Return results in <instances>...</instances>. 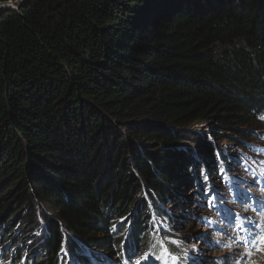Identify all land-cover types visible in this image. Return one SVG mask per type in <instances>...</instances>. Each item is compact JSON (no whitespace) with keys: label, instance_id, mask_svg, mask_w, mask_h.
I'll list each match as a JSON object with an SVG mask.
<instances>
[{"label":"trees","instance_id":"1","mask_svg":"<svg viewBox=\"0 0 264 264\" xmlns=\"http://www.w3.org/2000/svg\"><path fill=\"white\" fill-rule=\"evenodd\" d=\"M261 117L264 0H25L0 15V179L10 171L20 204L34 196L56 216L39 219L33 256L22 223L10 228L0 216V262L67 264L76 248L116 258L132 242L154 248L159 238L146 226L155 209L137 196L131 157L148 195L178 204L210 180L205 159L225 160L198 142L206 171H188L172 128L215 119V135L232 132L243 147L258 131L244 126ZM118 124L157 150L123 140Z\"/></svg>","mask_w":264,"mask_h":264},{"label":"rangeland","instance_id":"2","mask_svg":"<svg viewBox=\"0 0 264 264\" xmlns=\"http://www.w3.org/2000/svg\"><path fill=\"white\" fill-rule=\"evenodd\" d=\"M9 2L14 3L15 1L10 0ZM115 127L118 132L125 134L123 140H131V136L127 134L129 128H125L119 124L115 125ZM244 127L258 129V131H255L254 138L250 136L245 141L243 147H238L229 140V136H234L232 132L222 134L221 136L215 135L218 132V124L215 119H211V121L199 120L180 128H172L176 136L181 138L180 146L183 147L186 145L184 146L186 148H182L181 150L183 152L186 151L185 154L190 158V162L187 165L189 166L188 171H191V168L196 166V171L199 170L201 172V168L203 167V171L205 172V162L199 163V157L201 156H198L199 153L194 150L195 148H199L200 144L198 142L205 144L210 150L212 149L214 151L216 156H220L225 160L215 167L216 159L215 164L212 165L209 160L204 158L207 166H209L207 175L210 176L209 183L206 182L205 184L204 193L198 196L194 190H191L190 186L184 192L182 191V199L178 201V204H176L177 197H172V199L169 197L166 202L160 199L157 201L152 199L148 195L146 181L141 178L140 170L135 165L136 160L133 156L131 157V164L133 165L131 166L132 173L142 185L141 191L136 195L138 197L140 196V198L150 200L149 203H152L155 209L152 212V221L147 222L146 230L155 233L156 237H160V239H165L166 242L174 244V250L178 248L184 251L181 252V255L188 258V264H236L237 261L243 259H238V257L244 254L246 247L252 245H255L257 249L249 255V261L253 260V253H258L259 256L264 257V252L258 249L261 245L260 241H255L260 240L262 234L254 237L248 229H241L247 220L253 218L251 216L254 215V212L250 211L246 212L248 215L245 216L243 209L254 203L259 204V196H264V186L259 185L264 182V160H261L264 157V150L258 153L257 148L264 147V117L257 119L252 126L249 124ZM129 142L138 143L135 147H140L142 150H157L158 143L147 144L144 141L137 142L136 140ZM134 145L132 144V147ZM128 161L129 159H126L125 162ZM193 161L196 162V165H193ZM200 161L204 160L200 159ZM227 166H230L229 171H226ZM157 174L161 175L160 173ZM196 175L198 178L202 176L197 172ZM11 177L10 171H5L0 179V187H3L1 188L0 195V216L2 218L6 215V219L4 220L8 223L11 222L9 225L10 228H14L18 223H22L27 233L25 239L26 247L24 248L25 253L33 256L41 250L40 236H36V234H39L38 231H40L38 230L40 228L39 225H41L39 219L42 220L44 214L46 218L52 219L56 214L51 211L49 205L40 204L34 196L32 197L33 201H28L23 205L20 204L19 202L23 197L18 191V186L11 187V185L15 184L14 178L12 179ZM228 182H231L232 185H228ZM246 182L252 184L250 186L251 193L247 196L239 194V198L242 200H235L230 193L231 189L236 190L233 193H238L242 189L237 184ZM208 185L209 187L207 189ZM10 188L13 189L11 190ZM183 197H186V200ZM175 199L176 202H174ZM32 211H34L36 216L34 219L30 218ZM222 218H228L231 221L225 224ZM123 219L118 221L120 225H122ZM30 223H35V228L29 234L26 227ZM233 227H236V229H233ZM243 231L247 238L244 236ZM238 235L240 236L238 244L232 246L231 241H229V236H232L236 244L239 238ZM152 236L153 234L150 235V237ZM44 237L45 234L42 235V238ZM248 240H250V244L246 246ZM157 244L156 242L154 248ZM0 247L4 249L6 245ZM14 248H11L10 251ZM234 252L235 255L233 256ZM11 254L12 252H9V257H11ZM165 255L171 260L170 264H177V257L172 252L167 250ZM98 256L105 257L103 253H99ZM139 257L138 254L135 260L140 261L141 259ZM236 258L237 261H235ZM6 262L10 261H3L0 264H6ZM12 263L15 264V261H12ZM91 264L106 263L100 257H92ZM141 264L145 263L142 262ZM151 264H159V260L157 259Z\"/></svg>","mask_w":264,"mask_h":264},{"label":"bare ground","instance_id":"3","mask_svg":"<svg viewBox=\"0 0 264 264\" xmlns=\"http://www.w3.org/2000/svg\"><path fill=\"white\" fill-rule=\"evenodd\" d=\"M258 148V153H260V152H262V150H264V147H257ZM198 158V157H197ZM261 160H264V157H262L261 158ZM199 162L200 163H203L204 161H200V159H199ZM220 162H222V161H219V163ZM230 169L229 168H227L226 169V171H229ZM205 171H206V168H205ZM201 172H202V174H204L205 172L203 171V167H202V169H201ZM243 181H244V179H242ZM206 182L207 183H209V180H205V182H204V186H203V189L201 190V192L200 193H198L197 192V194L196 195H198V196H201V194H203L204 193V191H205V184H206ZM234 182V181H233ZM228 185H232V183L231 182H228ZM262 186H264V185H262ZM208 187H209V185L207 186V189H208ZM232 190V189H231ZM233 192H236V190H232V191H230V193H231V195L233 196ZM236 197L237 198H239V194H236ZM259 198H264V196H259ZM249 206H246L244 209H243V214L246 216V215H248L246 212H250L247 208H248ZM222 213V212H221ZM152 221V220H151ZM251 222V219H248L247 220V222H246V224L244 225V227H247L248 226V224ZM151 232V231H150ZM250 232V231H249ZM264 232V222H262V221H260V220H254V222L251 224V233L253 234V236L255 237L256 235H259V234H262ZM152 233V232H151ZM154 235H155V233H153ZM239 237V236H238ZM157 238H159L160 239V237H157ZM167 243H169V242H167ZM170 244V243H169ZM231 245L233 246V245H235V242H234V240H233V238H232V240H231ZM237 245V244H236ZM240 249V248H239ZM258 249L259 250H262L263 252H264V247H258ZM234 250H235V248H234ZM99 253H101V252H96L95 254H92L91 253V251H89V250H87V251H85V252H83V255H85L86 257H87V262L88 263H86V264H91V259H92V257H100L101 259H103L104 261L106 260V264H117V262H118V260L120 259V258H116V257H111V256H109V255H107V254H105V253H103L104 255H105V257H102V256H98V254ZM26 254V253H25ZM29 255V254H28ZM92 255H95V256H92ZM235 255V252L233 253V256ZM252 256H253V260L252 261H248V260H245L246 259V257H244L242 260H239V261H237V258H236V260L235 261H237L236 262V264H264V257H261V256H259V254L258 253H253L252 254ZM238 259H240L239 257H238ZM3 261H5V260H3ZM2 261V262H3ZM22 263H24V261L22 262ZM121 264H123V261H121L120 262ZM6 264H13L11 261L10 262H7Z\"/></svg>","mask_w":264,"mask_h":264},{"label":"water","instance_id":"4","mask_svg":"<svg viewBox=\"0 0 264 264\" xmlns=\"http://www.w3.org/2000/svg\"><path fill=\"white\" fill-rule=\"evenodd\" d=\"M24 2H25V0L15 1L14 3L13 2H9V1L0 2V15L4 14V13H7V12H16V11H18L21 8V6L23 5Z\"/></svg>","mask_w":264,"mask_h":264},{"label":"snow or ice","instance_id":"5","mask_svg":"<svg viewBox=\"0 0 264 264\" xmlns=\"http://www.w3.org/2000/svg\"><path fill=\"white\" fill-rule=\"evenodd\" d=\"M260 244L262 247H264V236L260 237ZM137 253L135 251L132 252V256H135ZM145 259H148V255L146 254ZM135 264H141V261L137 260L135 261Z\"/></svg>","mask_w":264,"mask_h":264},{"label":"clouds","instance_id":"6","mask_svg":"<svg viewBox=\"0 0 264 264\" xmlns=\"http://www.w3.org/2000/svg\"><path fill=\"white\" fill-rule=\"evenodd\" d=\"M128 245V244H127Z\"/></svg>","mask_w":264,"mask_h":264}]
</instances>
